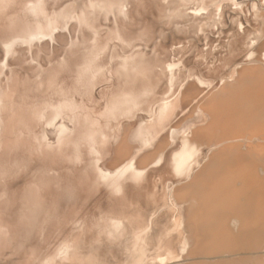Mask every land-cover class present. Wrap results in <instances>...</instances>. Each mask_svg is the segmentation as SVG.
<instances>
[{
    "label": "bare ground",
    "instance_id": "6f19581e",
    "mask_svg": "<svg viewBox=\"0 0 264 264\" xmlns=\"http://www.w3.org/2000/svg\"><path fill=\"white\" fill-rule=\"evenodd\" d=\"M245 3L0 0L6 264L73 220L44 264H264V2L224 70L198 39L157 43Z\"/></svg>",
    "mask_w": 264,
    "mask_h": 264
},
{
    "label": "rangeland",
    "instance_id": "374dc122",
    "mask_svg": "<svg viewBox=\"0 0 264 264\" xmlns=\"http://www.w3.org/2000/svg\"><path fill=\"white\" fill-rule=\"evenodd\" d=\"M261 2H264V0H246V3L244 4L241 10L239 9L237 11L235 10L227 11L226 10L222 13L221 11H219V13L222 14L221 17L215 20V22H213L212 20L211 21L212 23L206 26V28L201 30L199 33H193L192 35H189V36L174 35V36H170V38H165V39L158 37L157 43L161 39L167 42L165 43V45L163 42H161L159 48H165V49L171 50L172 47L177 48L181 45L193 44L195 39H198L200 48L204 50L210 49L211 52H214L212 56H209L208 58L202 60L201 63L198 64V68L207 74L214 73V71H218V70L220 71L224 70L225 67H222L224 59L231 55L230 49H229V42L232 38V33L236 25L235 21L237 20V21L242 22L244 27L246 25L250 26L251 23L256 20V9H257V6L261 4ZM144 16H147L148 18L151 19V16L148 13H146ZM109 22H110L109 20L104 21L105 24L102 25L104 26L102 28H106V25H108ZM160 25L163 26V24H160V23L155 24L156 27H159ZM166 30L168 31V28H166ZM67 31L68 30H66V33L68 34L69 31L68 32ZM76 31L78 35L79 30H76ZM155 46H156V42H154V40H151V42H149V46H146V47L147 49H151L152 47H155ZM215 80L221 81L222 79L215 78ZM28 167H29L28 161L26 160L23 161L18 167L17 174L25 173L28 170ZM4 180H5V177H0V182H3ZM75 224H76L75 220L69 223L63 224L61 231L56 232L55 235L53 236V239H51L49 242H48L49 236L47 234L42 236V238H39L38 244L42 248L43 254L41 258L35 260L32 264H44V261L47 259L46 256L48 254L53 255L62 246H64L67 243V236H68L67 233L72 229V227H74ZM9 253L10 252H7V254L5 253L6 254L5 257L3 256L0 257L1 258L0 264H6L8 262L7 261L8 258L10 257L15 259L14 258L15 255H13L14 256L13 257L11 256V253L10 254ZM7 255L8 257L6 258ZM3 258H6L5 259L6 262L4 261ZM2 260L4 261V263H2L3 262Z\"/></svg>",
    "mask_w": 264,
    "mask_h": 264
}]
</instances>
